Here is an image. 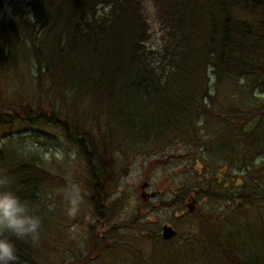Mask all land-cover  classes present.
Returning <instances> with one entry per match:
<instances>
[{
  "label": "trees",
  "instance_id": "trees-1",
  "mask_svg": "<svg viewBox=\"0 0 264 264\" xmlns=\"http://www.w3.org/2000/svg\"><path fill=\"white\" fill-rule=\"evenodd\" d=\"M7 1L0 0V65L15 73L19 61L33 63L37 104L1 103L0 175L42 220L38 244L11 237L18 264H130L116 251L63 250L71 239L52 196L65 179L39 151L45 139L35 131L48 127L84 160L96 220L105 214L98 208L107 205V173L117 170L107 160L113 150L157 151L173 138L193 147L185 154L193 161L213 152L228 175L215 179L222 169L214 165L197 170L201 184L192 189L198 203L214 205L197 206L195 234L152 245L147 264H264V0H151L156 45L146 0H29L28 13L8 15ZM28 131L31 145L19 135ZM103 228L91 227L89 245L116 250L121 242ZM140 233L159 239L144 227ZM181 249L188 253L178 259Z\"/></svg>",
  "mask_w": 264,
  "mask_h": 264
},
{
  "label": "rangeland",
  "instance_id": "rangeland-1",
  "mask_svg": "<svg viewBox=\"0 0 264 264\" xmlns=\"http://www.w3.org/2000/svg\"><path fill=\"white\" fill-rule=\"evenodd\" d=\"M28 4L29 0H8L4 5L5 14H10L13 9L28 13ZM146 5L151 25L152 43L156 45L159 42L160 32L154 18L151 0H146ZM19 62L15 73L3 69V66L0 65V107L14 102L27 103L29 106L37 104L34 98L36 80L34 66L31 65L33 63L31 62L28 65L25 62L23 64ZM28 102H32L33 105ZM5 105L3 108L7 107ZM22 106L24 105L22 104ZM35 131L42 134V138L39 139H45V142L41 143L43 146L39 148V151L46 160H51L50 167L53 172L60 174L65 179L52 197L55 199L54 203L56 205L60 204L64 207L61 213L64 217L63 233L64 236L71 239L68 244H63L70 245L69 248L67 246L63 247V250L67 253H72V251L76 253L79 251L84 252L85 247H87L86 252L88 249L91 253L93 251L91 256H95V253L102 256L104 254L114 255L116 251L120 252L121 255L128 256L125 261H130V264H147L149 262L148 255L153 251L152 245L157 244L156 246H159L169 241L171 245H176L178 244L176 240L180 239L181 236L186 238L188 235L195 234L197 230L195 218L201 215L200 211H197V206L202 207L201 204L205 206L214 205V202L209 198H202L201 204L198 203L195 196L196 191L192 189L197 186L195 183L201 184L196 178L197 170L203 171V168L205 169L210 165L217 167L213 152L205 153L203 149H200L198 151L204 153L196 154L197 160L193 161V157L185 155L193 147H185V141L172 138L157 151L144 150V148L137 152L130 149L122 151L116 149L107 154L109 155L107 160L110 163L115 161L116 165L114 164V166L117 170L112 168L111 174L107 173L108 183H105L106 188L104 190L107 196L104 202L107 205L105 209L98 208L99 213L105 214H102L103 219L96 220L97 213H94V204L89 202V196H86L89 194L84 187L87 172L84 160L79 155L78 150L70 146L61 131L56 128H40L35 129ZM28 132L29 134L20 132L19 135L27 139L25 141L26 145H31L35 137L31 135L32 131ZM121 132H124V130H121ZM46 134H53V140L55 139L57 145H47L50 143L47 142L48 136ZM123 142L127 144L126 140ZM132 146H141V144L130 145V147ZM52 162L54 163L52 164ZM189 166L194 167L193 173ZM227 168L228 166L225 163L223 166H218L217 170L222 169V171L213 177L221 179L222 172L225 174ZM226 175L228 173L224 176ZM206 182L205 185L207 186L209 180ZM72 184L79 186L83 197L78 214L75 216L69 215L70 204L67 202V192ZM183 188H189L190 192L185 201L180 203L177 199ZM203 190H206V188H203ZM191 200H193V207L190 211H187L186 206L191 205ZM95 224L98 225L99 229L100 226L104 227L102 231H110L109 235L115 236L121 242L115 245L116 250L110 249L114 244L105 245L106 243L102 244L98 241V243L94 241V245H89V236L92 234L91 227ZM138 226H140V229ZM163 226L171 227L176 234L168 239L160 237ZM142 227L149 233H156V237L159 235V239L150 240L143 237L140 233ZM54 239L56 241L54 245H59L58 236ZM185 253H188L187 250L181 249V253L177 258L181 259ZM188 259L192 258L188 257ZM197 259L195 256V260ZM167 261L172 262L173 260L167 259ZM110 264H119V258L113 260Z\"/></svg>",
  "mask_w": 264,
  "mask_h": 264
},
{
  "label": "clouds",
  "instance_id": "clouds-1",
  "mask_svg": "<svg viewBox=\"0 0 264 264\" xmlns=\"http://www.w3.org/2000/svg\"><path fill=\"white\" fill-rule=\"evenodd\" d=\"M7 175H0V264H18L17 249L11 237L36 245L41 239L42 220L11 187ZM69 215L78 214L82 192L72 184L67 192Z\"/></svg>",
  "mask_w": 264,
  "mask_h": 264
},
{
  "label": "water",
  "instance_id": "water-1",
  "mask_svg": "<svg viewBox=\"0 0 264 264\" xmlns=\"http://www.w3.org/2000/svg\"><path fill=\"white\" fill-rule=\"evenodd\" d=\"M192 207H193V200H191V205H189L187 208L191 210ZM161 235H162V238L168 239V238L173 237L175 235V232L172 230L171 227L163 226Z\"/></svg>",
  "mask_w": 264,
  "mask_h": 264
},
{
  "label": "bare ground",
  "instance_id": "bare-ground-1",
  "mask_svg": "<svg viewBox=\"0 0 264 264\" xmlns=\"http://www.w3.org/2000/svg\"><path fill=\"white\" fill-rule=\"evenodd\" d=\"M104 164L106 165V163H104ZM237 228H238L237 225L234 224L233 222L228 223L227 229H228L229 233L236 231L235 229H237Z\"/></svg>",
  "mask_w": 264,
  "mask_h": 264
}]
</instances>
